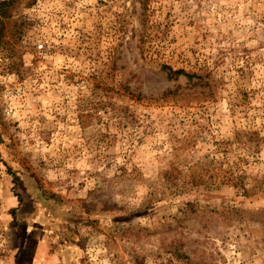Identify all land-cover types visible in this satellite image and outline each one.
Instances as JSON below:
<instances>
[{"label": "rangeland", "instance_id": "obj_1", "mask_svg": "<svg viewBox=\"0 0 264 264\" xmlns=\"http://www.w3.org/2000/svg\"><path fill=\"white\" fill-rule=\"evenodd\" d=\"M5 14L0 264H264V0Z\"/></svg>", "mask_w": 264, "mask_h": 264}, {"label": "trees", "instance_id": "obj_2", "mask_svg": "<svg viewBox=\"0 0 264 264\" xmlns=\"http://www.w3.org/2000/svg\"><path fill=\"white\" fill-rule=\"evenodd\" d=\"M13 0H0V15L2 17H5L6 14L4 15V11L12 5ZM1 23V20H0ZM168 67V66H165ZM169 68V67H168ZM178 73H181L180 70H168V77H172L173 75H177ZM186 76H190L189 74L185 73Z\"/></svg>", "mask_w": 264, "mask_h": 264}]
</instances>
